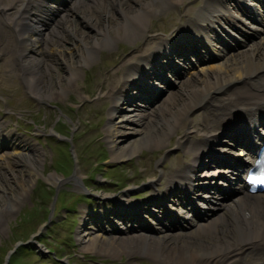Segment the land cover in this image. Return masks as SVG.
<instances>
[{
  "label": "bare ground",
  "instance_id": "bare-ground-1",
  "mask_svg": "<svg viewBox=\"0 0 264 264\" xmlns=\"http://www.w3.org/2000/svg\"><path fill=\"white\" fill-rule=\"evenodd\" d=\"M247 1L95 0L94 11L85 15L94 0H0V80L9 83L19 75L27 94L39 101H49L58 85L77 78L82 62H89L96 53L113 45L120 34H109L108 30L117 23L126 37L142 38L147 34V45L157 44L150 54L140 55L143 42V50H135L138 53L131 61L125 56L118 58L123 67L108 97L113 99L107 137L114 159H123L142 147L160 151L176 136V147L185 152L186 160L179 158L167 165H163L165 158L158 161L161 173L157 178L150 170L149 177L153 174L149 185L155 186L161 180L164 185L148 191L151 196L144 203L128 199L133 190H126L120 198H111L117 207L110 211L93 214L81 208L77 230L81 249L112 257L145 252L163 264H264V193H249L240 175V170H246L243 160L255 159L252 138L264 139L257 130V123L264 125V0H257L263 3L261 18L254 17L253 5ZM226 3L232 4V9H225ZM167 7L179 8L185 20L179 22L171 37L158 42L161 35L150 34L152 26L146 22ZM233 9L245 16V21ZM56 22H63L61 30L53 28ZM217 27L232 41L225 37L227 42ZM229 29L240 31L246 40L230 35ZM52 32L56 38L50 43ZM253 37L257 41L241 51L242 43ZM67 40H72V47L65 45ZM198 47L205 51L196 55L201 63L197 74L203 72L196 79L195 74L174 67L173 61L174 55L187 61L188 52H197ZM72 54L77 55L78 64L66 63L69 74H57L58 83L55 79L53 82L51 76L58 73L55 67L50 69L54 58L65 62ZM186 75L190 76L185 83L182 80ZM152 76L163 86L152 87ZM178 80L179 85L185 83L183 93L173 104L157 108L166 90L176 86ZM239 82L237 88L244 92L227 96L230 86ZM107 95L100 93L99 97ZM141 96H148L146 101L151 102L144 111L136 104ZM196 107L206 113L205 123L198 129H187L186 122ZM5 128L0 122V148L8 147L0 152V170H14L6 156L21 166L16 169L14 184L11 176L0 171V219L16 208L36 167L30 153L23 152L28 151L23 146L29 143L21 137L16 142L7 141L2 132ZM130 135L133 138L122 147ZM48 179L54 184L61 182L56 175ZM74 179L82 181L79 172ZM225 189L227 197L222 196ZM150 205L155 208L148 209ZM110 214L123 226L114 223ZM146 214L153 216L157 226L148 223ZM105 220L111 228L105 226ZM132 220L141 223L137 225L141 233H132Z\"/></svg>",
  "mask_w": 264,
  "mask_h": 264
},
{
  "label": "rangeland",
  "instance_id": "rangeland-1",
  "mask_svg": "<svg viewBox=\"0 0 264 264\" xmlns=\"http://www.w3.org/2000/svg\"><path fill=\"white\" fill-rule=\"evenodd\" d=\"M248 1L253 5L254 17L261 18L259 14L261 2ZM233 3L235 5V2ZM94 5L95 0L90 8L86 9L85 15L94 11ZM201 5L202 2L195 8V13ZM224 8L232 9V4L226 3ZM233 11L235 10L233 9ZM235 13L245 21V16L238 11ZM181 14L179 8L167 7L155 19L147 20L148 27L152 26L149 33L160 34L162 38L157 39L158 42L171 37L172 31L177 30L180 26L179 22L185 20V18L182 20ZM172 23L175 24L170 26ZM251 25L260 26L257 23ZM62 26L63 22H56L53 28L61 30ZM217 29L224 39L228 37V40L232 41L229 35L218 27ZM53 32L50 34V43L56 38ZM116 32L120 34L117 41L99 51L98 54L96 53V57L93 56L89 62H82L77 78L70 82L66 81L64 85H58L57 92L49 101H39L27 94L25 82L19 75L12 79L13 82L8 80L9 83H5L0 80V122L6 125L2 132L10 142H16L19 137L25 139V142L29 144L23 147L28 151L23 152L30 153L36 163L33 180L25 189L26 193L17 203L15 209L0 219V264L5 263L9 252L18 243L20 245L9 264H163L145 252L133 255L122 253L112 257L90 250L85 251L81 249L82 243L77 239V230L81 222L79 213L81 208H87L93 214L110 211L117 207L111 198H120L126 190H133L128 195V199L144 203L151 196L148 191L164 185L162 180L155 186L149 185L153 174L149 177L150 170L155 171L157 178L161 173L158 161L165 158L163 165H167L179 158L183 161L186 160L185 152L176 147V136L160 151L156 147H142L131 156L114 159L106 130L113 99L108 97L115 87L114 81H117V76L121 72L120 68L123 67L121 58L125 56L131 61L138 53L135 50H143V42L144 50L139 53L140 55L145 52L150 54L157 45L155 42L147 45L150 39L147 38V34L142 38L126 37L125 32H120L118 23L114 28L108 30L109 34ZM229 32L230 35L241 39L240 41L246 40L240 31L229 29ZM183 34L184 30L181 32V35ZM257 39V37H253L246 44L243 42L240 50L248 49V44L257 41ZM67 41L65 45L72 47V40ZM197 49V52H188L187 61L184 62L175 55L173 61L174 67L181 72L195 74L196 79L200 78L198 74H203V72L197 74L201 63L196 55L205 51L204 47ZM76 51L77 49L74 50V52ZM119 57L121 58L118 59ZM53 61L54 66L50 69L56 68L58 71L51 76L53 82L58 78L57 74L61 76L69 74V64H78L77 55L73 56V54L65 62L55 58ZM213 67L205 69L204 72L210 71ZM170 75L171 73H169ZM188 76L190 75H186L182 81L186 83ZM48 80L49 75L45 82L46 85ZM172 80H176V78L173 77ZM56 82L58 83V81ZM150 83L154 88L164 84L158 81L155 76H152ZM185 83L179 85L178 80L176 86L166 90L160 103L157 104V108L160 106L165 108L173 104L176 98L183 93L182 86ZM239 84L241 83L230 86L226 95L244 92V89L237 88ZM16 89L18 90L16 91ZM100 93L108 95L99 97ZM136 99V104L140 105L142 111L146 110L145 106L151 105V102L147 103L146 101L148 96ZM203 111L199 107L191 111L189 121L186 122L187 129L191 126L194 129L203 127L206 120V113L204 115ZM116 121L117 119H115ZM8 131L12 133H8ZM132 138L133 135L128 136L126 141L121 143L122 147ZM223 139L228 141L227 137H223ZM7 148L4 145L0 148V152L7 151ZM35 155L36 157H34ZM5 158L10 161L14 170L2 167L0 171L7 177L11 176V183L14 184L13 178L16 177V169H19L21 165L10 156ZM214 168L216 167L213 166L212 170H215ZM76 172L81 175V184L74 179ZM50 175L60 177L61 182L54 184L49 181ZM220 180L216 179V182ZM222 191H224L222 196L227 197L226 189ZM154 208L153 205L148 206V209L153 210ZM145 217L148 223L152 222L150 224L157 226L153 216L146 214ZM110 219L119 226H123V222L111 214ZM104 224L107 228H111L107 220L104 221ZM139 224H141L139 221H130V226H134L132 233H141L137 226Z\"/></svg>",
  "mask_w": 264,
  "mask_h": 264
},
{
  "label": "snow or ice",
  "instance_id": "snow-or-ice-1",
  "mask_svg": "<svg viewBox=\"0 0 264 264\" xmlns=\"http://www.w3.org/2000/svg\"><path fill=\"white\" fill-rule=\"evenodd\" d=\"M249 180L251 181V183L253 185H261V184H264V179L262 178H259V177H249ZM255 190V189H253Z\"/></svg>",
  "mask_w": 264,
  "mask_h": 264
},
{
  "label": "trees",
  "instance_id": "trees-1",
  "mask_svg": "<svg viewBox=\"0 0 264 264\" xmlns=\"http://www.w3.org/2000/svg\"><path fill=\"white\" fill-rule=\"evenodd\" d=\"M60 164V163H59Z\"/></svg>",
  "mask_w": 264,
  "mask_h": 264
}]
</instances>
